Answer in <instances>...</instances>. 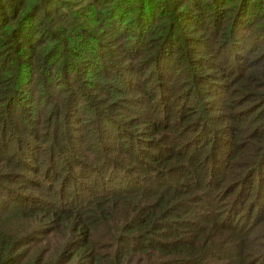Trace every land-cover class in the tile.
Here are the masks:
<instances>
[{
    "label": "trees",
    "instance_id": "16d2710c",
    "mask_svg": "<svg viewBox=\"0 0 264 264\" xmlns=\"http://www.w3.org/2000/svg\"><path fill=\"white\" fill-rule=\"evenodd\" d=\"M243 40L250 42L247 57L229 61ZM240 64L242 70L235 68ZM218 65L233 68L218 72ZM140 74L146 80L142 90L175 76L183 94H193L201 104L243 111L242 125L229 136L255 156L247 179L264 167V0H0V164L17 171L14 178L0 174L5 194L0 196V264H256L246 253L264 245L251 244L248 235L221 219L214 203L218 188L203 180L198 188L207 191L205 213L184 203L191 192L181 191L182 183L177 191L173 183L156 186L163 175L126 185L112 179L108 183L119 186L111 189L98 187L103 180L94 178L77 197L66 189L72 181L64 164L49 180L59 185L48 189V201L7 185L22 181L32 192L45 189L30 176L36 171L27 163L34 160L36 143H49L52 154L43 155L44 164L53 155L54 165L74 166L69 160L80 159L78 151L70 157L59 141L80 120L117 133L129 123L138 128L155 99L146 106L137 100L124 104L129 77ZM193 112L165 127L178 137L175 145L184 138L193 145L201 140L192 165L204 179L201 165L210 160L212 131L209 125L210 138L192 134ZM133 114L140 115L136 121L128 118ZM217 118L211 117L213 132L225 128ZM146 122L157 136L156 119L149 116ZM73 140L76 146L79 140ZM11 142L13 150L3 146ZM169 156L151 153L152 165L170 169ZM172 158L193 162L180 153ZM170 191L173 203L165 200ZM256 217L261 224L262 211ZM98 241L106 242L101 250Z\"/></svg>",
    "mask_w": 264,
    "mask_h": 264
},
{
    "label": "rangeland",
    "instance_id": "374dc122",
    "mask_svg": "<svg viewBox=\"0 0 264 264\" xmlns=\"http://www.w3.org/2000/svg\"><path fill=\"white\" fill-rule=\"evenodd\" d=\"M243 43V46H239L230 51L229 61L240 62L241 58L247 57L246 49L250 42L243 40ZM232 68L230 65L219 66L217 70L218 72H228ZM235 68L242 70L241 64ZM162 69L163 66H160L158 71L160 72ZM231 78L232 76L228 77V79ZM129 80L125 86V89L128 90L124 98V104L128 101L132 102L137 100L143 106H146L147 103H150L151 97H155L151 103L152 105H150V111L146 112L145 115H141L144 122L138 128L131 126L129 123V126L126 125V128L120 129L117 133L114 129L106 128L104 124L98 125L97 127L93 123H86L85 120H80V122H77L78 124H76L75 128H72L73 132L68 133L66 137L59 141L60 145H63V143L66 144V151L71 154L70 157H73L72 150L78 151L80 159L70 158L69 160L70 164H74V166H70L68 161L60 165H54L53 155H51L49 162L44 164L43 155L45 153L52 154L49 143H36L37 153L33 155L34 160L29 159L27 163L32 167L31 170L36 171V175L31 173L30 176L35 179V183L39 185L45 184V189H41L39 193L32 192L22 186L24 185L22 181H15V184L9 183L7 185H10L16 190H22L30 197L48 201V197L50 196L48 189L55 183L49 180L58 175L59 169L64 164L68 167L67 170L72 181L71 184L66 186V189L70 193H76L77 197L85 193L84 190L86 188H91L94 178L96 180H103L98 185L96 183L98 187L105 185L111 189L119 186L108 183L112 179L121 180L122 184L126 185L127 182H133L135 180L142 182L148 177L155 178L163 175L162 180L156 186L166 187L169 183H173V189L177 191L179 190L178 184L182 183L183 189L181 191L191 192L186 200H184V203L191 209L199 211V213H205V206H203L202 201H209L207 199V191L198 188L199 181L203 180L205 184L212 183L213 186L218 188L215 192L218 198L215 199L214 203L220 208L219 213L222 214L221 219L225 220L226 224H230L238 232L248 235L251 244L264 245V218L262 223L257 225L259 218L256 217L259 211H262L264 214V167L247 179L248 162L255 156L252 154V150L242 152L243 148L241 145H237L239 138H231L229 136V132H233L237 127L242 125L243 111L241 113L239 109L233 110L231 107H225L219 111L216 104L209 101L201 104L193 94H183L182 88L178 84H175V76H168L165 79L167 83L153 82L147 85L145 90H142L141 86L146 81L143 80V74L130 76ZM262 80L264 81V79ZM138 81L141 83L139 84ZM216 88L219 89L218 87ZM211 91L213 94V90ZM249 101H244L243 103L247 105ZM197 103H199V106H204L207 110L200 111ZM260 104L255 105L254 109H257ZM153 109L154 111H151ZM208 110H211L212 113L206 118ZM190 111H194L193 114L196 118L192 124L194 127L190 131L192 134H203L210 138L207 127L211 125L213 143L211 145L212 148L207 150V157H210V160L207 165L205 163L201 165L204 179L194 174L193 169L195 170V167L192 165L195 162L196 152L203 145L201 140L198 141L200 144L195 143L193 145L190 138H184L181 139L179 145H175L173 142L178 137L165 127L168 124H180L183 114ZM213 115L218 116L217 120L225 127L224 130L213 132V129L216 127L211 123V117ZM138 116L140 115L133 114L128 116V118L136 121ZM149 116H153L156 119V126H160L161 130L157 136L153 134L155 130L147 125L149 123L146 122V117ZM198 118L202 119L201 123L197 122ZM239 118L241 122L236 123L235 120ZM120 119L118 118V120ZM184 130L182 129L181 132H184ZM262 131L264 132V129ZM73 138L79 140L76 146H74ZM42 140V137H40L37 141L42 142ZM154 143H158V146L156 147ZM215 143L216 147L213 148V144ZM189 144L190 146L187 147ZM3 146L13 150L16 145L14 142H11L3 144ZM151 153L153 156L169 154L170 169L169 167L164 169L152 165L153 158L151 157ZM178 153L192 159L193 162L187 163L185 161L182 164L175 162L172 157H175ZM16 158H12V164ZM5 164H0V174L5 175L7 173V175L12 176L17 172L11 169L6 171ZM256 168L257 166L254 169ZM46 169L49 170L46 171ZM188 172L192 173L193 176L190 175L189 178ZM1 182L0 180V196L2 195L5 198ZM55 185L58 186L59 183L57 182ZM230 189L231 191L233 190V193L230 192L225 195V192ZM169 193L165 200L167 201L169 199L170 203L175 202L176 196L171 191ZM254 202H257V209L252 210V204ZM229 215L230 219L227 221L226 218ZM186 219L191 220L189 213ZM97 243L100 250L106 246L105 241H98ZM263 253L264 249L259 252L253 249L248 250L246 256H249L252 262H254L252 258H256V264H264Z\"/></svg>",
    "mask_w": 264,
    "mask_h": 264
}]
</instances>
